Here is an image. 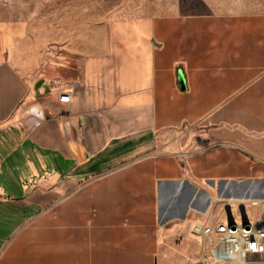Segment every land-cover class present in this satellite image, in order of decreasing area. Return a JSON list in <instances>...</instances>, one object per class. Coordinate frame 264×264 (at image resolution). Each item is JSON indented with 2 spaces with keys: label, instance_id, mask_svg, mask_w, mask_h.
I'll return each mask as SVG.
<instances>
[{
  "label": "crops",
  "instance_id": "0c3cea01",
  "mask_svg": "<svg viewBox=\"0 0 264 264\" xmlns=\"http://www.w3.org/2000/svg\"><path fill=\"white\" fill-rule=\"evenodd\" d=\"M121 23L37 72L0 21V264H161L195 221H264V12Z\"/></svg>",
  "mask_w": 264,
  "mask_h": 264
},
{
  "label": "rangeland",
  "instance_id": "374dc122",
  "mask_svg": "<svg viewBox=\"0 0 264 264\" xmlns=\"http://www.w3.org/2000/svg\"><path fill=\"white\" fill-rule=\"evenodd\" d=\"M264 12V0H0V21L9 24L12 43L29 70L42 71L47 63L58 64L74 59L80 51L86 57L104 42L111 25L119 24L118 33H126L123 19L166 14L252 13ZM195 127L184 126L189 140ZM198 236L176 247L165 246L161 264H202L197 254ZM258 261L264 256L256 257ZM250 264H258L250 263Z\"/></svg>",
  "mask_w": 264,
  "mask_h": 264
},
{
  "label": "built area",
  "instance_id": "2783aa9c",
  "mask_svg": "<svg viewBox=\"0 0 264 264\" xmlns=\"http://www.w3.org/2000/svg\"><path fill=\"white\" fill-rule=\"evenodd\" d=\"M61 102H70L71 95L64 93ZM44 112L34 115L42 118ZM192 232L200 237L198 250L202 264H250L264 254V221H256L246 213V218L231 206L230 217L225 215L212 222L195 221Z\"/></svg>",
  "mask_w": 264,
  "mask_h": 264
},
{
  "label": "water",
  "instance_id": "95a60500",
  "mask_svg": "<svg viewBox=\"0 0 264 264\" xmlns=\"http://www.w3.org/2000/svg\"><path fill=\"white\" fill-rule=\"evenodd\" d=\"M229 217H230V213H229ZM243 217L246 218V214L245 213H243Z\"/></svg>",
  "mask_w": 264,
  "mask_h": 264
}]
</instances>
